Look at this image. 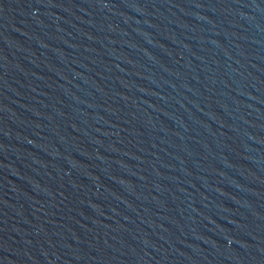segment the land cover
Listing matches in <instances>:
<instances>
[{"label": "water", "instance_id": "obj_1", "mask_svg": "<svg viewBox=\"0 0 264 264\" xmlns=\"http://www.w3.org/2000/svg\"><path fill=\"white\" fill-rule=\"evenodd\" d=\"M0 264H264V0H0Z\"/></svg>", "mask_w": 264, "mask_h": 264}]
</instances>
